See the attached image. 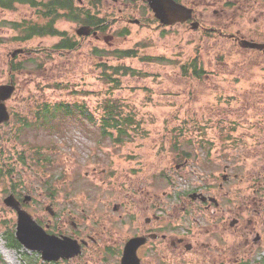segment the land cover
I'll list each match as a JSON object with an SVG mask.
<instances>
[{
	"label": "rangeland",
	"instance_id": "rangeland-1",
	"mask_svg": "<svg viewBox=\"0 0 264 264\" xmlns=\"http://www.w3.org/2000/svg\"><path fill=\"white\" fill-rule=\"evenodd\" d=\"M84 1L100 24L108 22L102 33L113 35L110 46L75 34L86 22L78 3L68 14L77 19L63 17L54 25L73 40L69 43L74 47L67 51L55 49L59 36H29L28 30L15 28L18 16L9 14L11 22L3 27L0 52L19 48L16 65L21 70L17 90L6 104L11 119L0 134V264H46L37 252L8 246L17 219L4 204L11 194L30 197L22 211L46 231L48 227L90 244L97 224L108 222L109 216L115 217L111 223L117 232L126 236L125 210L114 212L112 206L121 198L129 201L138 191L147 192V197L152 193L153 206L163 208L160 230L166 235L197 229L198 220L207 225L190 207L188 196L205 192L219 200L223 183V190L232 193L228 198L221 194L225 204L231 200L235 209L238 201L248 205L240 219L247 223L255 217L253 235L264 237V209L259 215L251 211L253 197L264 203V171L259 191L251 181L254 170L264 169L259 156L264 151V49L243 48L239 41L213 33L164 30L154 22L144 28L127 26L124 33L110 0ZM218 3L210 10L212 23H206L207 28L264 44V0H253L237 13L230 5L233 14L226 21ZM46 23L35 17L21 27ZM130 49L138 50L136 57L118 54ZM7 70L5 64L4 78ZM105 73L117 82H109ZM106 100L114 101L119 112L136 123L118 144L103 133L100 117L105 114L99 108ZM61 103L85 106L87 111L55 112L54 119L49 121L50 114L42 119L45 107ZM89 112H96V122ZM256 135L260 143L249 149L234 142L243 136L249 144ZM4 166L12 169L11 176ZM223 173L230 180L222 181ZM14 185L18 187L12 192ZM161 192L163 202H156L154 195ZM104 257L108 256L103 252H85L57 264H106ZM106 260L113 264L116 259Z\"/></svg>",
	"mask_w": 264,
	"mask_h": 264
},
{
	"label": "flooded vegetation",
	"instance_id": "flooded-vegetation-1",
	"mask_svg": "<svg viewBox=\"0 0 264 264\" xmlns=\"http://www.w3.org/2000/svg\"><path fill=\"white\" fill-rule=\"evenodd\" d=\"M42 1L49 5V0H0V46H2L1 37L4 24L11 22L9 14L19 18V21H13L17 23L14 26L15 28L28 30L29 36L35 35L33 28H29V26L21 27V25H27L30 18L41 17ZM76 1L75 4L82 5H77L80 11L82 13L86 12L88 9L86 1ZM106 1L108 2V0ZM110 1L113 7L117 8L116 14L121 19L120 23L123 25L124 33L127 31V26H143L144 28L145 26H151V23L154 22L158 28L162 29L179 27L183 32H185V29H188L189 32L202 31L203 34L213 33L218 38L230 37L231 40L241 41L238 37L205 26L206 23L211 22L212 7L215 3H218L216 0H155L154 4L158 5L156 8L160 16L168 17L164 18L165 22H170L173 19L180 22L172 26L160 24L161 22L156 19V14L153 8L150 7L148 0ZM250 2H253V0H225L223 4L221 2L218 3L221 7L222 19L226 21L229 15L233 14L228 11L230 5L236 7L234 11L237 13ZM173 3L190 10V19L182 21V18L187 17V13L183 10H177ZM210 10L212 11L210 12ZM104 25L100 24L98 20L92 19L91 22H83L79 27L89 28L87 30L88 36L85 38L92 37V40L99 43L104 42L103 40H105L106 36H110L102 33L106 32L104 31L106 25ZM15 30L17 32L20 31ZM113 40L114 37L109 41L113 42ZM19 51V48L11 47L10 50L7 49L0 52V79L1 81L5 80V83H1L0 87L11 88V95L3 102L6 107L18 87V70H21V68L16 65V60L19 57ZM48 51L51 52L50 49ZM28 55H31V53L29 52ZM5 64L8 70L4 78ZM1 95L3 96L4 94ZM3 124L0 123V134L2 133ZM234 142L241 143L242 148L247 149L260 143L258 135L252 136V142L249 144L244 142L243 136L235 138ZM259 156L264 160V151L261 154L259 153ZM227 170L228 166H224L223 171ZM261 171H264L263 167L254 170L255 175L251 177L252 186H255L257 191H259L260 187L258 180L261 177ZM235 176L236 174L232 178ZM221 180L226 182L230 180V177L228 174L223 173ZM238 181L247 186L246 181L242 179ZM219 188V200L205 192L194 193V198H191L190 195L188 196L193 202L190 207L208 224L200 225V220H198L197 224H199V227L197 229L187 228L184 234L166 235L163 230H160V223L164 219L162 215L163 208L158 203L153 206L152 193H149V197H147V192L138 191L136 194L130 195L129 201L121 198L116 202L117 204L112 206V210L114 212L118 211L119 208L125 210L123 214L127 219L126 236L117 232L111 223L115 217L109 216L107 217L108 222L102 221V223L97 224L96 232L93 233L94 236L89 238L90 244L81 239L77 240L82 244L81 255L85 252H103L109 258L116 259L113 264H122L124 257L126 259L124 264H169L171 262L175 264H264V250L259 251V249L264 247V237L257 233L253 235L255 224H257L256 218L253 217L247 223H243L240 219V215L249 210L250 207L238 201L235 209L231 200L228 201L229 206L226 205V198L223 199L221 194L226 195L228 198L229 196L231 197L232 193L223 190V183L219 184ZM154 197L156 202H163L164 196L162 192L161 196L156 193ZM17 199L21 205L24 203V196ZM251 203L253 205L251 211L259 215V209H264V203L261 200L257 202L255 197H253ZM187 204L186 201L185 206L184 204L182 205V210H186ZM115 214L113 213L112 215ZM72 225L74 227L77 226L74 223ZM47 233L57 237L65 236V234L59 232L50 231L48 227ZM212 235L216 237L215 240L211 238ZM114 238L117 239L112 243ZM107 258H102V261L106 262V264L109 263V260H106Z\"/></svg>",
	"mask_w": 264,
	"mask_h": 264
},
{
	"label": "trees",
	"instance_id": "trees-1",
	"mask_svg": "<svg viewBox=\"0 0 264 264\" xmlns=\"http://www.w3.org/2000/svg\"><path fill=\"white\" fill-rule=\"evenodd\" d=\"M59 6L60 8H58ZM67 9V12L65 14H60V9ZM74 10L73 3L71 0H52V3L48 5L42 14L43 17L47 18L49 17V21H47L46 24L42 26H36L35 27V36H46L47 34H50L52 36H59L60 40L59 43L55 46L57 50H70L74 47V45H71L70 40L65 36L64 33L58 32L54 25L56 22L63 17H74V16H68L69 13H71ZM73 19H76L74 17ZM40 33H44L43 35H40ZM119 55L123 57H136L137 51L135 49L130 50H124L121 52H118ZM193 64V70L196 75H199V73L196 71V60L192 61ZM119 69H115V72H117ZM131 74H136L135 71H130ZM104 76L109 80V82H117L116 80H113L111 78V75L104 74ZM112 100H106L102 108L99 109L103 110L105 116L101 119V125L103 127V133L107 135L109 139H111L112 143L118 144L120 141L122 142L124 137H129L128 129L131 128L132 125H136L132 117H128L127 115H122L121 112H119V108L116 105H113ZM79 112V111H87L85 106L81 107L77 104L74 106H70L67 103H61L57 107L56 105L52 107H45L43 111V117L42 119L47 118V114H50L49 121L54 119V113L55 112H66L68 115L72 112ZM52 113V114H51ZM65 113V114H66ZM88 116L92 115L90 113H87ZM53 117V118H52ZM52 118V119H51ZM91 120L95 121L94 118L91 116ZM137 125H139L137 123ZM138 127V126H137ZM110 130V131H108ZM114 132L116 133L114 137ZM6 172L9 176L12 175V169L10 167L4 166ZM0 175H2L0 171ZM17 185L12 186L13 192H15V189L17 188ZM8 246L11 248H20L21 246L16 242L14 237L12 235H9L8 237Z\"/></svg>",
	"mask_w": 264,
	"mask_h": 264
},
{
	"label": "water",
	"instance_id": "water-1",
	"mask_svg": "<svg viewBox=\"0 0 264 264\" xmlns=\"http://www.w3.org/2000/svg\"><path fill=\"white\" fill-rule=\"evenodd\" d=\"M150 7L153 8L156 16L162 21L164 24H172L175 20L173 19L170 22H165L164 18L162 17L157 11V6L154 4L155 0H148ZM177 10H183L187 13V17L182 18V21L190 19V10H186V8L174 4ZM179 14L180 11H178ZM88 29L80 28L77 31L79 36H87ZM240 45L243 48H254L257 50L264 49V45L255 44V43H248L246 41H241ZM1 94H4L3 96ZM11 95V88L9 87H1L0 88V97L1 102L4 101L7 97ZM9 115L5 106L2 104L0 105V122L8 121ZM29 199V198H27ZM5 204L15 209L17 212V222H16V232L15 237L17 241L28 251L38 252L42 261L44 262H56L59 260H69L72 258L77 257L81 251L80 246L77 241L66 237H56L52 235H48L36 222H34L30 216H28L24 211L19 209L18 203L15 202L12 196L5 200ZM125 257L122 260V264L125 263Z\"/></svg>",
	"mask_w": 264,
	"mask_h": 264
},
{
	"label": "bare ground",
	"instance_id": "bare-ground-1",
	"mask_svg": "<svg viewBox=\"0 0 264 264\" xmlns=\"http://www.w3.org/2000/svg\"><path fill=\"white\" fill-rule=\"evenodd\" d=\"M9 256V255H8ZM9 260V259H8Z\"/></svg>",
	"mask_w": 264,
	"mask_h": 264
}]
</instances>
